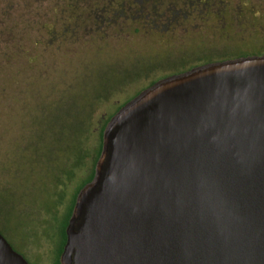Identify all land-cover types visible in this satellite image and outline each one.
Segmentation results:
<instances>
[{"label": "water", "instance_id": "95a60500", "mask_svg": "<svg viewBox=\"0 0 264 264\" xmlns=\"http://www.w3.org/2000/svg\"><path fill=\"white\" fill-rule=\"evenodd\" d=\"M65 234L60 264H264V56L126 103ZM0 264H29L1 232Z\"/></svg>", "mask_w": 264, "mask_h": 264}, {"label": "rangeland", "instance_id": "374dc122", "mask_svg": "<svg viewBox=\"0 0 264 264\" xmlns=\"http://www.w3.org/2000/svg\"><path fill=\"white\" fill-rule=\"evenodd\" d=\"M53 1L64 3L66 0H0V137L4 135L11 140L20 133L27 134L26 127L33 118L43 116L40 110L35 112V104L46 108L44 111L49 113L53 109L50 103L52 93L57 92L54 88L65 87L69 97L79 96L78 107L84 110L86 96L93 99L110 95V101L94 113L93 132L86 142L94 152L104 121L111 119L152 81L185 68L181 63L168 62L171 51L185 52V45L175 46L167 52L164 43L154 49L143 35L136 34L123 36L117 42H124V45L119 47L111 40L118 50L106 52L89 47L72 52L74 54L68 58L53 54L51 52L57 49L55 40L60 35L53 37L46 31L40 35L33 24L37 18L43 21L52 18L49 3ZM151 43L156 46L157 41ZM188 50L191 54L196 51L193 48ZM251 50L264 53L255 47ZM67 121V118L62 120ZM6 150L7 145L0 142V163H5ZM61 162L63 164L59 166L65 174L56 191L55 185L51 187L52 176L50 180L43 176L30 186V182L23 184L17 176L6 179L7 172L2 177L3 181H8L6 185L9 187L5 195L9 202L5 213L10 227L4 237L29 264H60L62 227L73 196L93 168L90 157L84 172L67 165L62 159ZM54 193L57 196L54 197Z\"/></svg>", "mask_w": 264, "mask_h": 264}, {"label": "flooded vegetation", "instance_id": "af4514ba", "mask_svg": "<svg viewBox=\"0 0 264 264\" xmlns=\"http://www.w3.org/2000/svg\"><path fill=\"white\" fill-rule=\"evenodd\" d=\"M49 8L52 18H37L33 24L40 35L45 31L60 35L51 53L67 58L89 47L118 50L113 44L124 45L117 41L136 34L154 49L164 43L167 52L185 45V52L171 51L168 57L169 63L185 68L152 81L145 89L205 65L264 56L251 50L264 51V0H66L53 1ZM152 41H157L156 46Z\"/></svg>", "mask_w": 264, "mask_h": 264}, {"label": "trees", "instance_id": "16d2710c", "mask_svg": "<svg viewBox=\"0 0 264 264\" xmlns=\"http://www.w3.org/2000/svg\"><path fill=\"white\" fill-rule=\"evenodd\" d=\"M54 89H57V92L52 93L50 100L53 107L52 111L46 113L47 111H44L46 108H39V105L36 106L37 104H35L33 109H35V112H39L40 110L43 116L37 119L33 118L32 122L26 127L27 134L20 133L11 140H8L7 136L4 135L0 137V142L7 145L5 163H0V169L3 173L0 175V223H3V225L0 224V232L4 236L5 233L9 232L8 228L10 227V221L5 213L6 207L9 204L5 196L9 190V187L6 185L8 181L2 180L6 172V175H8L6 179L10 180L12 176H17L23 184L30 182L29 186L31 182L37 181L43 176H47L46 178L49 180L52 176L53 180H50V182L53 184L51 183V187L55 185L56 191L61 185L63 174H65V170L62 171L59 166L63 164L61 159L67 165L77 169L81 168L84 172L87 159L90 157V159L92 158L93 168L88 176H86L87 180L81 184L80 189L73 196L68 216L62 227V247L59 253L60 262V255L66 243L65 229L71 217L77 194L94 177L95 165L102 149L103 131L110 120L104 121L103 127L100 128L99 144L97 145L96 143L94 146L95 151L92 152L93 147H89L86 142L90 139L93 132L94 113L102 104L109 102L111 98L107 94L93 99L86 96L87 100L85 101L86 106L84 108L87 110V113L84 114L85 110L78 107L79 96L69 97L68 88L65 87H56ZM66 118L70 121L62 122ZM56 168L58 169L57 172ZM38 183L42 184V182ZM53 196L57 195L54 193Z\"/></svg>", "mask_w": 264, "mask_h": 264}]
</instances>
